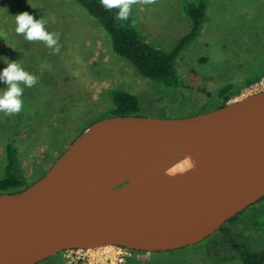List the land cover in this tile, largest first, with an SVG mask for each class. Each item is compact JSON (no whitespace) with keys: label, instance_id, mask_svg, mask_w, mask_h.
Returning <instances> with one entry per match:
<instances>
[{"label":"water","instance_id":"95a60500","mask_svg":"<svg viewBox=\"0 0 264 264\" xmlns=\"http://www.w3.org/2000/svg\"><path fill=\"white\" fill-rule=\"evenodd\" d=\"M205 147L200 169L124 196L149 169ZM264 196V90L183 117L105 116L36 180L0 192V264L72 248L167 251L196 244Z\"/></svg>","mask_w":264,"mask_h":264},{"label":"rangeland","instance_id":"374dc122","mask_svg":"<svg viewBox=\"0 0 264 264\" xmlns=\"http://www.w3.org/2000/svg\"><path fill=\"white\" fill-rule=\"evenodd\" d=\"M121 1L133 9L145 40L162 48L171 47L187 25V18L181 9L183 0ZM209 7L206 22L210 30L208 39L202 34L177 61L182 77L185 80L193 79V87L185 91L184 105L180 100V92L175 90L162 95L139 75L132 64L115 55L108 47V35L72 0H0V61L1 56L8 54L6 49L9 40L21 38L31 42L30 53H44L48 55L44 61L48 62L50 58L52 64H65L66 68L57 67L55 71L56 77L60 79L62 75L73 74L63 84V89L73 91L72 83L81 88L86 87L96 109L106 108L111 89H131L140 94L141 115H192L217 105L218 101L208 104L210 97L207 99L206 92L211 91L218 82H224L228 77L238 82L264 67V0H211ZM207 41L208 47L204 48L203 42ZM201 54L208 56L206 64L198 61ZM29 71L24 70V75L27 76ZM3 75L1 69L0 78ZM263 75L264 70L260 77ZM25 85L26 88L31 86ZM245 88H239L229 100L248 95L251 90ZM7 93L8 86L0 84V99ZM1 116L0 112V119ZM88 119L80 116L73 119L77 126L75 134L86 125ZM4 125L5 122L0 120V176L3 174L5 144L13 141L21 145L20 139L25 137L23 133L16 134ZM52 143H55L54 147L50 146ZM68 143L54 138L49 139L48 143H37L32 147L27 146V141L22 143L20 165L30 177L28 182L36 180L49 167L50 163L45 162L46 152L47 155L51 152L55 158ZM35 163L42 166L33 171ZM263 208L264 198L238 213L233 223V237L229 235L231 237L223 242L214 234L206 240L174 250H132L122 264H241L232 254L241 248L264 245ZM63 257L62 253H58L36 264H65Z\"/></svg>","mask_w":264,"mask_h":264},{"label":"trees","instance_id":"16d2710c","mask_svg":"<svg viewBox=\"0 0 264 264\" xmlns=\"http://www.w3.org/2000/svg\"><path fill=\"white\" fill-rule=\"evenodd\" d=\"M72 1L84 9L108 35V47L110 46L115 55L132 64L139 75L147 79L162 95L175 90L180 92L181 103L186 104L185 91L193 87V79L185 80L182 77L177 68V61L183 57L185 49L198 41L202 34L205 38L208 37L210 30L206 22L211 0H183L181 9L187 18V25L167 49L145 40L136 14L121 0ZM30 44L31 42L21 38L9 40L8 48L6 45L8 54L1 56L0 71L2 69L4 75L0 78V84L8 86V93L3 94L0 99V120L5 122V127L16 134L23 133L25 137H21V145L12 141L7 142L3 148L5 157L3 174L0 176V192L18 191L29 184L30 177L20 165L21 146L26 141L30 147L37 143H48L51 138L70 142L77 134L73 119L78 116L89 117L85 125L87 126L105 116L136 115L140 111V94L131 89H111L108 92L109 104L105 109L95 108L94 100L84 86L81 88L72 83L73 91L63 89V84L73 74L62 75L61 79L56 77L57 67L66 65L52 64L50 58L48 62L44 61L48 56L44 53H30ZM208 44V41L203 42L204 48L208 47ZM198 61L206 64L208 56L201 54ZM24 70H30L27 76L24 75ZM263 70L264 67L238 82L232 77L218 82L211 91L206 92L207 99L210 97L208 104L218 101L214 107L224 105L232 95L237 94L239 88L258 80ZM75 80L78 81V78L75 77ZM25 84L31 85L30 88H26ZM94 113L96 114L93 115ZM54 145L55 143L50 144L52 147ZM45 155V162L48 163L56 158L51 152L48 155L46 152ZM40 166V163H35L33 171L38 167L40 169ZM41 175L42 172L38 177ZM263 198L264 196L261 199ZM234 219L235 217L231 218ZM259 224L261 225L260 222ZM262 227L264 228V224ZM232 255L236 256L241 264H264V245L241 248Z\"/></svg>","mask_w":264,"mask_h":264},{"label":"bare ground","instance_id":"6f19581e","mask_svg":"<svg viewBox=\"0 0 264 264\" xmlns=\"http://www.w3.org/2000/svg\"><path fill=\"white\" fill-rule=\"evenodd\" d=\"M211 160L210 152L203 146H197L182 159L168 160L149 169L124 196L136 195L182 178L205 166Z\"/></svg>","mask_w":264,"mask_h":264},{"label":"built area","instance_id":"2783aa9c","mask_svg":"<svg viewBox=\"0 0 264 264\" xmlns=\"http://www.w3.org/2000/svg\"><path fill=\"white\" fill-rule=\"evenodd\" d=\"M246 90L252 94L264 90V75L258 80L246 85ZM132 250L116 245H104L93 248H72L64 250L65 264H122Z\"/></svg>","mask_w":264,"mask_h":264},{"label":"flooded vegetation","instance_id":"af4514ba","mask_svg":"<svg viewBox=\"0 0 264 264\" xmlns=\"http://www.w3.org/2000/svg\"><path fill=\"white\" fill-rule=\"evenodd\" d=\"M260 200V199H259ZM252 206V205H251ZM249 206V207H251ZM238 215V214H237ZM237 215H235V219L237 217ZM233 218V217H232ZM234 219V220H235ZM234 220H231V218L229 220H227L223 225H221L217 230H215L213 233H211L209 236H207L205 239L203 240H206L208 239L209 237H211L212 235H216V237L221 240L223 242V240H225L226 238L228 237H233L234 235V229H233V223L235 222ZM225 224H228V226H224ZM231 235V236H229ZM202 240V241H203ZM201 242V241H200ZM61 253V252H60Z\"/></svg>","mask_w":264,"mask_h":264}]
</instances>
